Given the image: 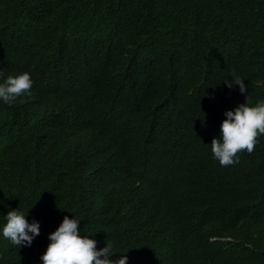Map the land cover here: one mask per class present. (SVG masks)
Listing matches in <instances>:
<instances>
[{
  "label": "trees",
  "instance_id": "trees-1",
  "mask_svg": "<svg viewBox=\"0 0 264 264\" xmlns=\"http://www.w3.org/2000/svg\"><path fill=\"white\" fill-rule=\"evenodd\" d=\"M235 70L247 93L225 79ZM0 264H41L65 215L127 264H264V134L221 164L225 111L264 99V0H0Z\"/></svg>",
  "mask_w": 264,
  "mask_h": 264
},
{
  "label": "clouds",
  "instance_id": "clouds-1",
  "mask_svg": "<svg viewBox=\"0 0 264 264\" xmlns=\"http://www.w3.org/2000/svg\"><path fill=\"white\" fill-rule=\"evenodd\" d=\"M224 82L230 87L238 84L240 91L247 93L245 79L234 69L230 79ZM33 84L29 71L8 75L0 81V100L12 103L18 96L30 94ZM225 116L219 135L214 136L210 144L214 158L227 165L239 159V151H253L258 136L264 134V99L251 103L247 95L246 102L239 103L234 109H227ZM27 217L19 208L10 210L6 222L0 227V233L13 244L30 246L41 232V221L33 218L30 222ZM80 221L76 215L64 216L59 226L49 233V244L41 254V264H127V254L111 258L114 254L113 245L108 240L105 246L98 248L97 239L82 235Z\"/></svg>",
  "mask_w": 264,
  "mask_h": 264
}]
</instances>
